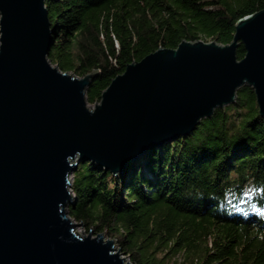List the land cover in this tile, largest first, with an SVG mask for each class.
<instances>
[{"label": "water", "instance_id": "obj_1", "mask_svg": "<svg viewBox=\"0 0 264 264\" xmlns=\"http://www.w3.org/2000/svg\"><path fill=\"white\" fill-rule=\"evenodd\" d=\"M46 2L0 0V264H129L103 234L76 233L70 177L88 161L122 175L245 85L264 118V10L241 19L229 45L183 41L128 65L90 108L96 72L79 78L48 59Z\"/></svg>", "mask_w": 264, "mask_h": 264}, {"label": "trees", "instance_id": "obj_2", "mask_svg": "<svg viewBox=\"0 0 264 264\" xmlns=\"http://www.w3.org/2000/svg\"><path fill=\"white\" fill-rule=\"evenodd\" d=\"M48 59L83 78L95 105L132 63L183 41L229 45L264 0H47ZM246 52L237 50L239 59ZM247 190L251 191L248 195ZM70 216L115 239L131 264H264V118L254 89L188 136L151 149L119 176L88 162L74 172Z\"/></svg>", "mask_w": 264, "mask_h": 264}, {"label": "rangeland", "instance_id": "obj_3", "mask_svg": "<svg viewBox=\"0 0 264 264\" xmlns=\"http://www.w3.org/2000/svg\"><path fill=\"white\" fill-rule=\"evenodd\" d=\"M90 108H92V107H94L93 105H90L89 106ZM96 166V165H95ZM103 169V168H102ZM71 178V184L74 182V174L70 177ZM247 191H249L248 192V195L250 196L251 195V191L250 190H247ZM74 198H75V196H74ZM68 209H69V207L67 208V211H68ZM70 215V214H69ZM71 217V216H70ZM71 219H72V221L74 222V224H76L78 227H77V229H76V231L78 232V233H81V235H82V237L83 236H87V235H89V233H87L86 232V227H84L81 223H78L77 221H75L72 217H71ZM94 237H96L95 235H94ZM104 240H112L113 242H114V245H115V250L116 251H118V250H120V253H121V257H123V258H125V260L128 262V263H131V258L129 257V256H126V255H123L122 254V250L120 249V247L118 246V243H117V241L114 239H110L108 236H106L105 235V237H104Z\"/></svg>", "mask_w": 264, "mask_h": 264}, {"label": "clouds", "instance_id": "obj_4", "mask_svg": "<svg viewBox=\"0 0 264 264\" xmlns=\"http://www.w3.org/2000/svg\"><path fill=\"white\" fill-rule=\"evenodd\" d=\"M46 6V5H45ZM73 197H74V194H73ZM73 202L75 203V198H74V200H73ZM74 205V204H73ZM73 205H71V206H73ZM77 232V231H76ZM78 233V232H77ZM79 235V234H78ZM80 236H82L81 235V233H80ZM103 236L105 237V235L103 234ZM112 241V240H111ZM129 264H131V263H129Z\"/></svg>", "mask_w": 264, "mask_h": 264}, {"label": "bare ground", "instance_id": "obj_5", "mask_svg": "<svg viewBox=\"0 0 264 264\" xmlns=\"http://www.w3.org/2000/svg\"><path fill=\"white\" fill-rule=\"evenodd\" d=\"M78 234H80V233H78Z\"/></svg>", "mask_w": 264, "mask_h": 264}]
</instances>
